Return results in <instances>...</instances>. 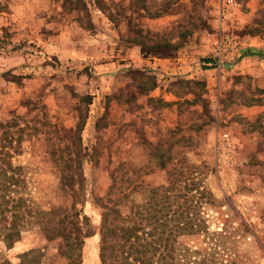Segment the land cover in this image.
Returning a JSON list of instances; mask_svg holds the SVG:
<instances>
[{
	"label": "rangeland",
	"instance_id": "rangeland-1",
	"mask_svg": "<svg viewBox=\"0 0 264 264\" xmlns=\"http://www.w3.org/2000/svg\"><path fill=\"white\" fill-rule=\"evenodd\" d=\"M84 1L87 10L66 0H0V146L8 127L6 150L24 177L19 194L43 210L70 207L60 177L82 156V264H101L95 199L108 196L112 176L113 197L131 193L124 214L158 186L172 188L174 208L183 193L194 195L208 228L179 236L183 252L264 264V53L255 50L264 43V0ZM138 29L179 48L147 56L130 42ZM227 37L238 44L233 57L206 65ZM58 241L28 223L12 247L0 241V262L18 264L35 249L44 264H67Z\"/></svg>",
	"mask_w": 264,
	"mask_h": 264
},
{
	"label": "trees",
	"instance_id": "trees-1",
	"mask_svg": "<svg viewBox=\"0 0 264 264\" xmlns=\"http://www.w3.org/2000/svg\"><path fill=\"white\" fill-rule=\"evenodd\" d=\"M66 2L73 8L87 10L84 0ZM97 3L103 8L100 0ZM109 17L115 20L113 13ZM260 24L264 28V17ZM149 33L138 29L130 38V42L141 46L145 55L166 57L179 48L167 37H153ZM205 60L212 62L211 58ZM215 65L216 63L213 64ZM86 97L90 98V95ZM84 126L82 120L75 129L79 138L77 154L83 149L81 136ZM12 139L9 128H3L0 146V241L6 242L8 248L12 247L21 239L26 225L35 223L47 240L59 239L58 250L67 260V264H82V249L87 234L82 223L87 217H82L83 210L79 207L86 201L82 156L72 160L68 168L62 170L60 177L61 185L67 187L72 198L70 207L43 210L31 205L24 195L19 194V187L24 182L22 167L14 164V154L6 150L11 147ZM112 180L108 196L95 199L103 209L101 264H236L234 261H220L219 257L212 255V251L203 253L198 250L191 251L187 247L183 252L180 248L179 236L207 232L208 227L200 217L197 205L193 203L194 195L183 193V202L176 203L177 207L174 208L175 198L170 193L172 188L158 186L150 190L144 203H133L130 214H124L120 205L131 200V193L124 192L113 197L117 194L116 177L112 176ZM125 182H130V178L126 177ZM196 187L195 183L194 188ZM197 190L202 197L207 196V192ZM42 256L43 253L32 249L23 254L18 264H44L40 259ZM0 264L13 263L4 260Z\"/></svg>",
	"mask_w": 264,
	"mask_h": 264
},
{
	"label": "built area",
	"instance_id": "built-area-1",
	"mask_svg": "<svg viewBox=\"0 0 264 264\" xmlns=\"http://www.w3.org/2000/svg\"><path fill=\"white\" fill-rule=\"evenodd\" d=\"M237 46V41L233 38L227 37L219 40L213 51L216 66H220L224 61L230 59L231 56L233 57Z\"/></svg>",
	"mask_w": 264,
	"mask_h": 264
},
{
	"label": "crops",
	"instance_id": "crops-1",
	"mask_svg": "<svg viewBox=\"0 0 264 264\" xmlns=\"http://www.w3.org/2000/svg\"><path fill=\"white\" fill-rule=\"evenodd\" d=\"M257 37H253V38H251V39H256ZM261 39H263V38H258V40H261ZM260 44H262V47L260 46V48H258V49H255V50H257V51H260V52H262V53H264V43H260ZM242 49H246V48H248V45H244L243 47H241ZM254 49V48H253ZM239 51V50H238ZM148 56H154V55H151V54H149ZM263 56V55H262ZM258 57V56H257ZM261 59V58H260ZM236 61H240V62H242V59H236ZM260 61H263L264 62V56H263V58L260 60ZM215 63V61H214V58H212V62H205V64L206 65H212L213 66V64ZM229 63V62H228ZM244 64H242V65H240V67L242 68V70L244 69Z\"/></svg>",
	"mask_w": 264,
	"mask_h": 264
}]
</instances>
